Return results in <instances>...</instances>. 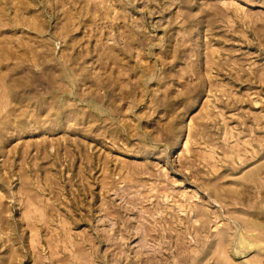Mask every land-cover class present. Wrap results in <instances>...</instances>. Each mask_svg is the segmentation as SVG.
I'll use <instances>...</instances> for the list:
<instances>
[{"label": "rangeland", "instance_id": "rangeland-1", "mask_svg": "<svg viewBox=\"0 0 264 264\" xmlns=\"http://www.w3.org/2000/svg\"><path fill=\"white\" fill-rule=\"evenodd\" d=\"M0 264H264V0H0Z\"/></svg>", "mask_w": 264, "mask_h": 264}, {"label": "bare ground", "instance_id": "bare-ground-1", "mask_svg": "<svg viewBox=\"0 0 264 264\" xmlns=\"http://www.w3.org/2000/svg\"><path fill=\"white\" fill-rule=\"evenodd\" d=\"M253 236V235H252ZM251 235H247V237H246V240H245V242L243 243V244H245L244 246H246V247H249V246H252V247H254V241H255V236H254V238L252 237ZM259 239V238H258ZM240 251H242V249H241V247L239 246V252Z\"/></svg>", "mask_w": 264, "mask_h": 264}]
</instances>
